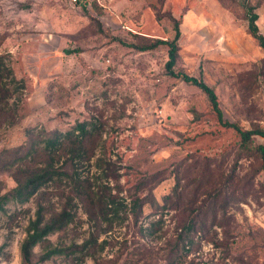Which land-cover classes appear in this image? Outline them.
Masks as SVG:
<instances>
[{
    "label": "rangeland",
    "instance_id": "374dc122",
    "mask_svg": "<svg viewBox=\"0 0 264 264\" xmlns=\"http://www.w3.org/2000/svg\"><path fill=\"white\" fill-rule=\"evenodd\" d=\"M246 4L257 7L264 35V0H0V56L19 82L8 99L14 113L6 108L0 115V154L25 145L28 130L65 133L93 121L102 138L81 169L84 176L118 184L126 203L130 194H147L135 189L144 177L156 176L152 195L160 206L176 190V210L150 216L152 207L144 208L139 225L162 218L160 235L143 238L131 220L117 223L100 238L111 245L97 260L168 264L167 241L181 219L193 217L203 231L191 234L183 264H264V173L256 150L264 139L254 136L244 146L218 122L200 89L169 76L167 46L134 48L173 39L179 22L175 72L212 87L225 121L264 130V53L248 34ZM98 158L112 165L117 180L96 179ZM13 174L0 170V194L16 186ZM188 202L192 209L182 216ZM39 203L60 209L53 196L48 202L38 195L0 211V264H23L21 245ZM89 226L79 207L62 241L82 243ZM49 240L56 245L60 236ZM45 251L46 244L34 248L33 264ZM76 258L55 256L42 264H97Z\"/></svg>",
    "mask_w": 264,
    "mask_h": 264
},
{
    "label": "trees",
    "instance_id": "16d2710c",
    "mask_svg": "<svg viewBox=\"0 0 264 264\" xmlns=\"http://www.w3.org/2000/svg\"><path fill=\"white\" fill-rule=\"evenodd\" d=\"M256 9V6L245 5L247 30L264 53V35L260 32L257 24L259 15L256 13ZM91 19L97 22L98 29L103 31L100 22L94 18ZM179 25V22H175L173 39L156 40L152 44L134 48L145 52L157 49L161 45L167 46L168 61L165 68L169 76L200 89L206 95L218 122L224 127L233 129L244 146H247L254 136L264 139V130H243L239 126L225 121L215 90L202 79L183 72H175L181 39ZM67 53L74 52L67 51ZM18 83L12 69L6 65L4 57L0 56V103L4 105V108L0 109V115L5 113L6 108H9L8 99L13 95L11 88ZM13 111L11 108L8 109L11 115L14 113ZM101 131L93 121L77 122L65 133L60 130L38 132L28 130V140L25 145L5 150L0 154V170L12 171L14 169L13 178L16 182L13 189L0 194V211L5 212L4 208L9 203L26 204L38 195L48 202L53 196L58 200L60 206V209L56 211L51 206L45 207L39 203L35 219L30 221L27 237L21 245L23 264H33V250L42 244H46V251L36 264L45 263L55 256L78 257L74 260L76 262L91 258L97 264H107L97 260L96 255L111 245L110 241H100V238L108 235L115 224L125 223L129 219L131 226L137 228L141 237L160 235L158 233L163 230L164 223L162 218L151 221L145 228L142 224L139 225L145 206L152 207L150 216L162 215L170 209L176 210L175 205L177 204L173 200L176 190L173 194L174 197L171 195L165 197L164 206H160L156 202L152 195V183L156 176L144 177L139 180L135 189L146 190L147 194L144 197L130 194L131 200L126 203V198H121L119 195L122 188L118 184L115 186H110L108 183L95 184L91 177L82 174L81 169L85 165H89L96 155L102 138ZM256 150L260 154L261 170L264 173V144L259 145ZM96 166L102 170L101 176L96 179L117 180L116 171L111 168V164L106 163L104 158H98ZM0 190H2V183H0ZM181 205L177 207H181ZM192 205V202H188L180 209L182 211L179 213L186 216L191 211ZM79 207L88 217L90 231L82 243L78 244L73 240L67 245L62 241L61 235H68L70 226L76 223ZM181 220L182 222L176 227L175 238L166 243L169 249H163L164 260L168 264H183L184 258L191 253L189 247L192 244V241L190 242L191 234L203 231L201 228L203 223L194 220L193 217ZM53 234L60 236V241L56 245L49 240ZM76 254H80V256H75ZM108 264H116V261H108Z\"/></svg>",
    "mask_w": 264,
    "mask_h": 264
}]
</instances>
